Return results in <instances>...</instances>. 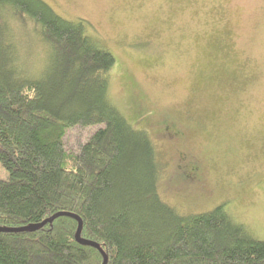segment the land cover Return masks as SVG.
<instances>
[{
  "label": "trees",
  "instance_id": "16d2710c",
  "mask_svg": "<svg viewBox=\"0 0 264 264\" xmlns=\"http://www.w3.org/2000/svg\"><path fill=\"white\" fill-rule=\"evenodd\" d=\"M50 51L43 79L19 74L2 7ZM85 21L43 0H0V264H264V241L217 206L179 214L158 193L162 161L107 97L114 58ZM90 36V37H89ZM90 130L68 152L67 130ZM60 216L34 230L54 214ZM10 229V230H9Z\"/></svg>",
  "mask_w": 264,
  "mask_h": 264
},
{
  "label": "rangeland",
  "instance_id": "374dc122",
  "mask_svg": "<svg viewBox=\"0 0 264 264\" xmlns=\"http://www.w3.org/2000/svg\"><path fill=\"white\" fill-rule=\"evenodd\" d=\"M85 21L114 58L107 97L162 161L158 193L179 214L217 206L264 241V0H43ZM19 74L43 79L50 51L2 7ZM90 130H67L75 152ZM7 173L0 164V179Z\"/></svg>",
  "mask_w": 264,
  "mask_h": 264
},
{
  "label": "water",
  "instance_id": "95a60500",
  "mask_svg": "<svg viewBox=\"0 0 264 264\" xmlns=\"http://www.w3.org/2000/svg\"><path fill=\"white\" fill-rule=\"evenodd\" d=\"M60 216H69V217H72V218L76 219V221H77L76 239H77V242H78L79 244H81V245H92V246H94L99 252L102 253V251H101V249H100V247H99L98 244H96V243H92V242H89V241H87V240H82V239L79 238V237H80V220L78 219V217H76V216H74V215H72V214H68V213L60 212V213L54 214L53 216L49 217L48 219L42 221L40 224L32 225V226H28V227H26V228L34 230V229H36V228H38V227H40V226L45 225L46 223H51L54 219H56L57 217H60ZM5 230H6V229H0V231H5ZM9 230H10V229H9ZM102 255H103V261H102V264H106V263H107V257H106V255L103 254V253H102Z\"/></svg>",
  "mask_w": 264,
  "mask_h": 264
}]
</instances>
